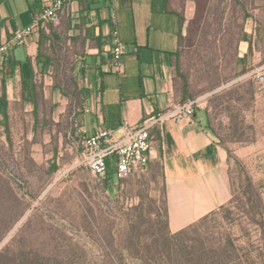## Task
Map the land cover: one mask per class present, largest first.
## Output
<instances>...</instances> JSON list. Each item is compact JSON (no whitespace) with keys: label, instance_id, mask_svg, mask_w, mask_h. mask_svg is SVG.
<instances>
[{"label":"rangeland","instance_id":"obj_1","mask_svg":"<svg viewBox=\"0 0 264 264\" xmlns=\"http://www.w3.org/2000/svg\"><path fill=\"white\" fill-rule=\"evenodd\" d=\"M180 44L173 81L179 93L186 81L184 102L228 152V202L175 235L159 159L98 181L79 163V78L69 54L46 44L35 105L19 79L6 82L0 264H264V0H195Z\"/></svg>","mask_w":264,"mask_h":264},{"label":"crops","instance_id":"obj_2","mask_svg":"<svg viewBox=\"0 0 264 264\" xmlns=\"http://www.w3.org/2000/svg\"><path fill=\"white\" fill-rule=\"evenodd\" d=\"M41 2L0 0L4 24L0 42L25 28L40 12ZM194 10L195 0H68L40 27L50 34L46 44L53 52L69 54L81 84L76 137L83 129L96 128L122 135L125 122L136 125L153 113L166 114L151 130L149 162L159 159L162 164L171 232L193 224L231 197L225 171L228 152L206 128L205 112L197 110L204 112L199 116L195 110L191 119H172L182 102L173 81V63ZM40 29L7 54L18 65L17 79L29 77V62L35 75L38 71ZM114 30L125 46L121 72L111 65Z\"/></svg>","mask_w":264,"mask_h":264},{"label":"built area","instance_id":"obj_3","mask_svg":"<svg viewBox=\"0 0 264 264\" xmlns=\"http://www.w3.org/2000/svg\"><path fill=\"white\" fill-rule=\"evenodd\" d=\"M67 2L68 0H42L40 12L32 16L30 23L0 44V63L5 60L12 45H23L26 37L37 32L44 23L54 19ZM111 39V65L116 71L121 72V57L125 54V46L119 39L118 30L112 32ZM256 83H264V71L257 74ZM173 112L172 119L179 121L193 118L195 109L189 101L179 104ZM165 116L166 114L156 112L144 117L136 125L125 122L122 135H117L110 128H96L91 132L81 130L79 137L83 148L79 155V163L87 167L100 182L108 175V158L114 159V177L118 179L146 170L153 152L151 130Z\"/></svg>","mask_w":264,"mask_h":264},{"label":"trees","instance_id":"obj_4","mask_svg":"<svg viewBox=\"0 0 264 264\" xmlns=\"http://www.w3.org/2000/svg\"><path fill=\"white\" fill-rule=\"evenodd\" d=\"M3 22H0V30L3 28ZM39 55L36 59L37 61V66H38V72L41 74L45 73V70L48 68V66L50 65V58L43 54V46L46 45L47 41L50 39V34L46 33L45 30L42 28L39 31ZM182 39V38H181ZM180 39V41H181ZM178 56V52L176 54V58ZM40 58V60H39ZM175 62V61H174ZM17 63L16 61L13 59V56L10 54L8 56H6L5 60L3 62H1V84H2V91L3 93L0 96V112L1 115L3 117V119H6L7 117V110H6V106H7V100H6V94H7V89H6V82L8 79H14L16 78V70H17ZM29 66H30V75L28 78H20L19 79V83L22 89V96L24 97V100H28L32 105H35V101L33 99L34 94H36V81H35V73L33 71V67L32 64L29 62ZM174 66V63H173ZM30 95V96H29ZM181 103H183L184 101H186V99L188 98V93H187V84L186 81L184 80L182 85H181ZM108 174L109 176H113L115 173V166H114V159L113 158H108ZM165 199V198H164ZM165 205H166V200H165ZM167 217H168V212H167V205H166V226H167V230L169 232H171L168 228V222H167ZM204 217V216H203ZM202 217V218H203ZM195 226V222L189 226H186L184 228H182L181 230L177 231L175 235H179L183 232H185L188 229H191ZM204 264H206V262H203ZM221 264H227V263H221Z\"/></svg>","mask_w":264,"mask_h":264}]
</instances>
